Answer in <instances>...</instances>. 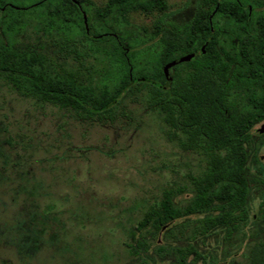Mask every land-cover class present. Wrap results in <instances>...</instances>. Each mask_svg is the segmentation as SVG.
I'll list each match as a JSON object with an SVG mask.
<instances>
[{
    "label": "rangeland",
    "instance_id": "obj_1",
    "mask_svg": "<svg viewBox=\"0 0 264 264\" xmlns=\"http://www.w3.org/2000/svg\"><path fill=\"white\" fill-rule=\"evenodd\" d=\"M89 1L87 35L100 26L121 32L137 58L145 59L155 46L149 38L158 14L135 12L125 24L104 23L93 9L107 0ZM166 2V25L193 17L196 0ZM221 23L217 19L226 33ZM42 26L30 18L15 46L48 56L78 82L106 78L111 65L99 51L110 44H93L79 33L71 43L66 33H45ZM147 100L146 91L126 93L116 120L96 123L0 83V264H174L175 249L194 251L186 264L246 262L248 248L264 239V122L253 127L245 145L248 218L236 231L198 235L200 221L216 214L209 211L178 219L159 233L149 226L137 232L134 225L163 191L174 193L175 205L188 202L191 179L209 162L201 152L180 149Z\"/></svg>",
    "mask_w": 264,
    "mask_h": 264
},
{
    "label": "trees",
    "instance_id": "obj_2",
    "mask_svg": "<svg viewBox=\"0 0 264 264\" xmlns=\"http://www.w3.org/2000/svg\"><path fill=\"white\" fill-rule=\"evenodd\" d=\"M90 7L89 0H0V83L21 97L96 123L116 120L126 93L146 91L147 104L172 131L169 138L209 162L191 179L194 195L188 202L175 205L174 193L163 191L134 230L149 226L159 233L178 219L212 211L216 214L203 218L196 233L223 228L230 236L248 218L245 145L253 127L264 122V0H196L193 17L180 25L165 24L166 0H107L93 9L104 23L114 19L119 25L135 12L157 13L149 38L155 46L145 59L137 58L121 32L100 26L87 35L84 15ZM30 18L38 19L45 33H66L71 43L79 33L93 44H110L99 51L111 65L106 78L78 82L48 56L16 47L14 37ZM142 77L153 83L137 82ZM260 208L264 221V200ZM174 252V264H186L194 253ZM244 264H264V239L248 248Z\"/></svg>",
    "mask_w": 264,
    "mask_h": 264
},
{
    "label": "water",
    "instance_id": "obj_3",
    "mask_svg": "<svg viewBox=\"0 0 264 264\" xmlns=\"http://www.w3.org/2000/svg\"><path fill=\"white\" fill-rule=\"evenodd\" d=\"M196 54H198V52L195 53V55H196ZM139 81H140V82H146V83H153L151 80H148V79H138L137 82H139Z\"/></svg>",
    "mask_w": 264,
    "mask_h": 264
}]
</instances>
